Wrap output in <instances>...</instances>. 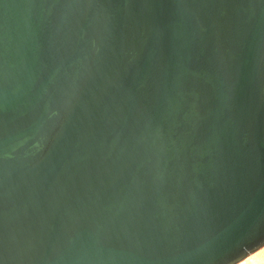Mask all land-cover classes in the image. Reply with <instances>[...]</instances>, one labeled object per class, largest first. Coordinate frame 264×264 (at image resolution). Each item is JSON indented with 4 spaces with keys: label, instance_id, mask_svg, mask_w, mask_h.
I'll return each mask as SVG.
<instances>
[{
    "label": "water",
    "instance_id": "95a60500",
    "mask_svg": "<svg viewBox=\"0 0 264 264\" xmlns=\"http://www.w3.org/2000/svg\"><path fill=\"white\" fill-rule=\"evenodd\" d=\"M263 245L264 0H0V264Z\"/></svg>",
    "mask_w": 264,
    "mask_h": 264
},
{
    "label": "bare ground",
    "instance_id": "6f19581e",
    "mask_svg": "<svg viewBox=\"0 0 264 264\" xmlns=\"http://www.w3.org/2000/svg\"><path fill=\"white\" fill-rule=\"evenodd\" d=\"M260 249H262L263 252L259 256H256V257H254L253 255L250 256L253 264H264V245ZM243 263L244 261H240L237 264H243Z\"/></svg>",
    "mask_w": 264,
    "mask_h": 264
},
{
    "label": "rangeland",
    "instance_id": "374dc122",
    "mask_svg": "<svg viewBox=\"0 0 264 264\" xmlns=\"http://www.w3.org/2000/svg\"><path fill=\"white\" fill-rule=\"evenodd\" d=\"M262 252H263L262 249H258V250L255 251L254 253L249 254V255L247 256V258H245V259L242 260V261H244L243 264H253L252 261H251V257H250V256L253 255L254 257H256V256H259Z\"/></svg>",
    "mask_w": 264,
    "mask_h": 264
}]
</instances>
